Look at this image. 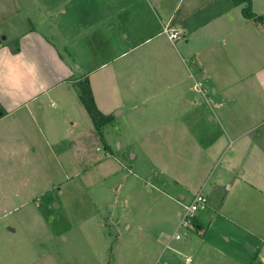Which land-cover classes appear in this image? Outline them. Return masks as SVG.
<instances>
[{"label":"crops","instance_id":"1","mask_svg":"<svg viewBox=\"0 0 264 264\" xmlns=\"http://www.w3.org/2000/svg\"><path fill=\"white\" fill-rule=\"evenodd\" d=\"M33 2L37 9L56 10L48 19L61 48L30 21L13 36L15 53L8 42L0 43V155L19 160L31 153L45 178L53 140L79 138L82 131L63 118L54 123L44 103L64 98L84 117L76 85L86 79L97 109L110 117L100 132L89 118L88 133L104 140L103 133L124 115L128 137L123 154L105 143V155L86 167L84 174H97L93 186L123 170L120 156L135 150L138 173L147 179L163 175V180L157 177L162 189L156 188L163 203L181 206L198 192L206 197V208L195 216L200 246L221 247L216 236L227 235L225 241L232 237L237 248L259 244L255 257L264 263V28L242 16L244 4ZM251 9L264 16V0H252ZM166 26L178 33L177 40L163 33ZM197 82L203 95L192 90ZM170 219L161 215L175 234L178 222ZM211 223L219 229L208 236ZM194 249L193 256L200 247ZM229 259L224 264H239ZM195 260L192 264H203Z\"/></svg>","mask_w":264,"mask_h":264},{"label":"rangeland","instance_id":"2","mask_svg":"<svg viewBox=\"0 0 264 264\" xmlns=\"http://www.w3.org/2000/svg\"><path fill=\"white\" fill-rule=\"evenodd\" d=\"M51 10L54 9H37L33 0H0V43L13 46L16 41L13 36L30 21L61 48L56 30L50 29ZM44 105L54 123L61 118L75 122L74 128L77 133L82 131L79 133L82 135L66 141L53 140L45 178L40 175L38 162L34 167L31 153L24 154L20 161L0 155V264H192L198 252L195 262L203 264L229 263V258L239 264L260 261L255 257L259 244L255 248L253 243L246 242L237 248L232 237L228 243L225 241L227 235L216 236L221 246L218 249L200 246L203 237L194 228L191 231V226L187 234L180 228V239H173V226L163 222L161 215L169 214L172 222H178L179 216L174 214L177 210L183 213L190 198L181 201L183 206L163 203V196L156 190L162 189L163 175L147 179L138 173L141 162L133 160L135 150L120 156L123 170L93 186L97 174L84 171L105 155V143L114 154L124 153L128 139L124 115L111 123L113 127L110 125L103 133L102 140L86 130L90 125L86 111L83 117L64 98L46 100ZM201 212L198 210L194 216L199 218ZM202 216L200 220L206 228L207 215ZM212 223L208 236L219 229ZM246 245L255 248L254 251L249 252ZM194 247L195 251L200 249L193 256ZM185 258L190 262L185 263Z\"/></svg>","mask_w":264,"mask_h":264},{"label":"trees","instance_id":"3","mask_svg":"<svg viewBox=\"0 0 264 264\" xmlns=\"http://www.w3.org/2000/svg\"><path fill=\"white\" fill-rule=\"evenodd\" d=\"M251 1L252 0H234V3H238V4L243 3L244 7L242 8V16L245 19L251 20L256 24L261 25L262 28H264V16H256L252 12ZM17 50H18V41L16 40L11 48V52L15 53ZM76 89H77L78 99L82 104V106L84 107L88 117L90 118L94 129L100 132L101 128L110 122V117L104 116L97 109L88 85V81L86 79H83V81L81 82L79 81L76 85ZM0 113H3L1 107H0ZM253 264H264V263L260 261H254Z\"/></svg>","mask_w":264,"mask_h":264},{"label":"built area","instance_id":"4","mask_svg":"<svg viewBox=\"0 0 264 264\" xmlns=\"http://www.w3.org/2000/svg\"><path fill=\"white\" fill-rule=\"evenodd\" d=\"M163 33L166 34L169 40L175 41L179 38V35L176 31L170 29L169 27H164L163 28ZM192 90L194 92L200 93L203 95L205 89L203 88V85L199 82L195 83L192 86ZM207 200L206 197L201 193L198 192L192 199L191 203L187 206L183 207V213H179V221L177 225V233L174 234L173 239L179 240L180 235H179V229L184 228L186 230L185 234H187L188 226H191V229L195 227L194 223V213L197 212L198 210H203L206 208ZM194 217V218H193ZM193 230V229H192ZM190 262L189 258H185V263Z\"/></svg>","mask_w":264,"mask_h":264},{"label":"water","instance_id":"5","mask_svg":"<svg viewBox=\"0 0 264 264\" xmlns=\"http://www.w3.org/2000/svg\"><path fill=\"white\" fill-rule=\"evenodd\" d=\"M245 248L248 249L249 251H252L253 250L251 247H249L247 245L245 246Z\"/></svg>","mask_w":264,"mask_h":264}]
</instances>
